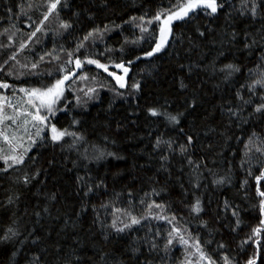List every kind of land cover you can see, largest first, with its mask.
Segmentation results:
<instances>
[{"label": "trees", "instance_id": "16d2710c", "mask_svg": "<svg viewBox=\"0 0 264 264\" xmlns=\"http://www.w3.org/2000/svg\"><path fill=\"white\" fill-rule=\"evenodd\" d=\"M69 2L71 7L61 11V19L72 22L73 28L65 31L54 13L40 24L46 0H0V83L9 85L0 88V97L17 94L21 88H43L64 74L61 67L75 71L74 63H66L67 52L74 51L87 32L105 25L109 31L90 37L76 56L98 58L112 72L113 63L128 59L133 63L126 65L129 73L124 88L102 69L86 63L67 85L65 100L47 123L82 135L84 141L75 148L69 147L71 137H65L63 147L50 139L41 141L35 128L27 139L37 143L27 153L21 146L11 152L12 141L10 146L0 138V156L24 155L23 164L9 161L6 165L0 159V238L9 227L18 232L11 240L0 242V264H28L34 253L46 264H61L64 259H70L71 264H96L103 253L110 264H208L196 254L197 240L202 251L218 264H224V256L230 264H244L252 252L244 241L258 222V210L253 207L258 198L255 181L247 176L249 164L241 165L242 160L252 165L264 161L256 151L264 148L260 140L254 139L245 148L253 130L264 134V124L252 121L229 127L227 110L241 106L236 99L238 90L248 97L241 86L249 82V70L264 71L257 67L264 64V41L259 40L264 20L259 15L253 20L248 14L252 0H222L224 8L214 18L200 12L173 22L169 45L158 55L140 60L136 55L152 47L153 36L158 35L159 22L153 20L149 25L147 21L157 11L174 10L179 0ZM9 7L14 15L8 14ZM38 26L42 30L32 36ZM140 27L148 31L142 33ZM197 29L206 35L200 37ZM233 32L235 40L230 35ZM246 36L249 40L255 37L258 43L245 49ZM33 63L38 67L33 69ZM227 63L239 65L241 72L225 80L219 69ZM181 80L187 85L183 90ZM135 82L140 84L139 91L132 88ZM90 88L96 92H89ZM259 102L258 96L253 97V104ZM149 107L171 115L182 113L180 123L173 124L165 116H149ZM248 111L251 106L246 107L245 115ZM73 120L79 123L74 125ZM2 131L8 133L9 126L4 125ZM42 135L50 136V132ZM187 135L195 142L182 155L180 145L186 143ZM158 137L169 141L172 150L163 143L157 148ZM85 148L89 160L83 159ZM97 150L122 159L105 155L97 161L91 158ZM37 171L40 175L31 179ZM25 175L30 179L27 186ZM220 178L226 182L213 184ZM197 182L199 188L194 187ZM89 185L93 190L85 196ZM197 198L204 208L199 215L191 211ZM237 206L239 226L231 214ZM129 214L141 223L116 233L111 228L113 220L122 227L121 221L130 223ZM173 228L188 244H181L174 232L166 254L163 249ZM152 242L157 245L155 251L150 250ZM219 243L226 247L218 248ZM134 249L138 251L134 253Z\"/></svg>", "mask_w": 264, "mask_h": 264}, {"label": "snow or ice", "instance_id": "6c2138e0", "mask_svg": "<svg viewBox=\"0 0 264 264\" xmlns=\"http://www.w3.org/2000/svg\"><path fill=\"white\" fill-rule=\"evenodd\" d=\"M46 11L42 14L43 19L40 21V24L43 25L45 21L49 19L52 14H55V17L59 20V27L61 29H64L65 31L73 28V23L61 19V11L64 9H68L71 7V4L69 0H46ZM105 7H107V4H104ZM224 8V3L222 0H179L177 5L173 9L168 10H161L157 11V13L154 15L152 20H148L147 24H152L153 20L159 22L158 26V35L153 36L154 44L152 47H150L148 50L144 51L142 55L138 54L136 55V60H140L142 58H152L159 53H161L168 45L170 38L173 36V29L172 24L174 21H185L190 17V14H199L202 12L206 17H212L214 18L217 16ZM7 12L9 15H14L13 9L9 7L7 9ZM245 13H241V15H244ZM248 14L251 16L253 20H255L258 15L259 18L264 20V0H252L250 8H248ZM75 16H79V13H73ZM137 17H132V20L135 21ZM140 20H143L144 17H140ZM117 27H119L117 25ZM42 29L41 27H36V29L31 33L32 36H35L37 32H40ZM109 31L107 25L104 26L103 29L100 28H94L93 31L87 32L86 35L83 37V40L76 45V49L74 51L67 52V55L69 57V60L66 63H74L76 69H81L83 65L86 63L87 65H94L97 69H102L104 72H106L109 76H111L115 81L116 84L119 85L120 88L125 87V77L129 73V67L126 65H130L133 63V60L128 59L127 61L121 60L120 62H116L112 64L113 68L120 69L124 75H117L115 72L109 71V67L107 64L102 63L100 59L98 58H92L89 56H85L83 58L77 57L76 52H78L81 48L84 47L85 42L89 40L90 37H92L94 34L101 35L103 32ZM140 31L142 33L147 32V27H140ZM198 35L200 37H204L206 33L204 31H199L197 29ZM232 40L236 39V33H230ZM260 41H264V34L260 35L259 38ZM258 41L255 37H253L251 40L246 36L244 41V48L250 49L253 47V45H256ZM25 47L24 44H21V48ZM105 51H111L110 49H105ZM121 53H123V48L120 49ZM104 53H99L98 55H103ZM223 52H220L219 55H223ZM13 59L15 57H12ZM58 59V57H54ZM74 58V59H73ZM44 57L41 56L40 60H43ZM261 60L264 61V56L261 57ZM38 65L36 63L32 64V68H37ZM213 69H215V64L212 65ZM258 68L264 67V64L258 65ZM61 73H64L59 78H56L53 83H50L49 85L43 87V88H32V89H25L21 88L20 91L26 93V95L29 97L28 103L32 105L33 108H35V113H25V115L31 116V121L34 122V126L36 127L35 136L41 140H47L50 139L51 142L55 144H60L61 147H63V143L65 142V137H71L72 142L69 145L71 148H75L78 144V142H83L84 137L82 135H77L76 132L72 131L70 132L67 128H58L55 124L49 125L47 122L48 117L45 115H41V109H45L49 115H55V112L57 111L56 105L58 101L64 96L65 91V82L68 81L72 75L75 73L72 72L71 69H66L64 67H61L59 69ZM221 73L224 74V79L228 80L230 79L234 74L241 72V67L239 65L233 64V63H227L224 64L223 67L219 69ZM10 74V73H9ZM51 75V73H48ZM249 82H247L245 85H242L241 87H245L248 92V97L245 98L243 95H241L240 91L238 90L236 92V99L241 102V106L233 109L228 108L227 115L229 120V127L232 123H235L237 127H239L241 124H248L252 121H257L259 123L264 124V71H259L257 73H253L252 70H249ZM252 76H255V78H251ZM80 79H88L86 76H81ZM94 79V78H93ZM180 88L183 90L187 88V85L183 82V80L180 81ZM9 87L8 84L0 83V88H7ZM132 88L134 91H139L140 84L139 82H135L132 85ZM89 92H96L95 88H90ZM117 95H120L119 92L116 93ZM259 98V103L253 104V97ZM5 98L0 97V100H3ZM79 101V98H77ZM11 106V105H9ZM194 107V105H192ZM251 106V111H248L245 115L246 107ZM4 105L0 103V123H3L5 119L15 121V116H6L4 114ZM63 110V109H61ZM147 113L151 117H159V116H165L169 122L173 124H179V116L182 115V113H178L177 115H171L162 111H159L155 107H149L147 109ZM25 124L29 123L28 120L24 121ZM74 125L78 124L79 121L73 120L72 122ZM50 132V136L42 135L43 133ZM0 138H4L6 143H9L11 146V141L15 140L16 137L12 136L11 138L5 136L3 131H0ZM107 140V137L105 138ZM260 140L261 143H264V134L258 133L257 131L253 130L251 134L248 137V142L245 143V148L248 149L249 145L253 142V140ZM194 137L191 135L186 136V143L180 145V152L183 155L188 151L189 146L194 144ZM37 143V140H32L31 145H35ZM165 144L169 150L171 149V143L169 141H162L161 138H157L156 140V147L159 148L161 144ZM30 145V147H31ZM29 148H25L24 152L27 153ZM95 147V146H93ZM14 151V149H13ZM256 151L259 152L262 156H264V148L257 147ZM105 155L113 156L116 159H122V157L116 156L115 153L107 152L105 153L102 150H97L96 155L94 157H91L95 160L102 159ZM0 159L4 160V163L7 165L9 161H11L13 164H23L24 163V155L23 154H12V155H6V156H0ZM83 159L89 160L90 157L88 155L87 148L84 149L83 153ZM162 160H166L167 157L162 156ZM189 165H192L194 162L188 158L187 160ZM248 163L249 167L246 169L247 176L251 177L255 181V193L256 197L258 198L253 205L258 210V222L255 226L251 228L250 234L245 239L244 243L248 244L251 249V255H246L244 264H264V161H260L259 163L252 165L250 161L248 160H242V167L243 164ZM195 167L199 169L200 165L196 164ZM255 169V171H254ZM4 171H7V168L4 169ZM40 173L37 171L35 172L31 179H35L38 177ZM83 179V178H78ZM24 184L27 186L30 183V179L27 175H25L24 178ZM226 182V178H220V179H214L213 184L221 185ZM248 184V180L246 179L244 181V185ZM95 187H100V185H96ZM194 187L199 188L200 184L197 182L194 184ZM243 187V185H242ZM92 186H88L87 190L84 192V195L87 196L92 191ZM131 195V194H130ZM19 197H17L18 199ZM52 199H55V196L53 195L51 197ZM245 199H247V194L245 196ZM11 198H9V203H11ZM103 207V205H102ZM149 208L152 207V205L148 206ZM156 207H161L160 205H156ZM225 209L229 207L227 201L225 202ZM46 212L48 211L47 207L44 209ZM95 212V209H93ZM191 211L197 215H199L201 212L204 211V208L202 207V202L199 198L195 200L194 203L191 205ZM232 217L235 218V225L239 226L241 223L240 220V212L239 207L237 206L232 210ZM37 216H39V213H36ZM130 215V214H129ZM123 226L118 227L116 220H113L111 224V228L115 230L116 233L122 234L126 230H131L133 226L139 225L141 223V220L135 216L130 215V223H125L124 221L120 222ZM204 227H207L206 222L203 224ZM235 231V228L232 229ZM177 233L179 237V241L183 245L188 244V240L185 239L183 235H179V230L173 228L168 236L169 238L166 241V244L164 246L163 251L167 254L169 251V246L173 244V238L172 233ZM10 234V235H9ZM18 232L13 230L11 227L7 229V232L5 235L0 238V242H7L11 240L13 237L17 236ZM105 239H107V236H105ZM33 243H38V241H33ZM196 248V254L199 256V259L201 261L207 260L208 264H218V261L213 260L210 256H207L201 249L199 240L195 243ZM226 245L224 243H219L218 248L223 249ZM157 249V245L155 242L151 243V249L152 251H155ZM61 250L57 249V252L59 253ZM138 251V249H134L133 252L135 253ZM13 256H15V253H13ZM107 253H103L100 255L99 261L96 262V264H110V262L106 259ZM77 261L80 259V257H76ZM224 264H230V260L228 256L223 257ZM28 264H46V261L43 260L42 256L38 253H34L31 258L28 261ZM61 264H71L70 259H64L61 261ZM188 264H191L189 261Z\"/></svg>", "mask_w": 264, "mask_h": 264}, {"label": "rangeland", "instance_id": "374dc122", "mask_svg": "<svg viewBox=\"0 0 264 264\" xmlns=\"http://www.w3.org/2000/svg\"><path fill=\"white\" fill-rule=\"evenodd\" d=\"M115 73L117 75H124L120 69H116V68H115ZM126 85H127V76L125 77V87ZM2 97L5 98L3 100H0V103L4 105V109H3L4 114L6 116H15L16 119L15 121L5 119L3 123H0V131H2L4 125L9 126V131L5 135L8 136L9 138L12 136L16 137V139L12 141L13 146L10 148L11 152L19 151L20 146L24 151L25 148H29L31 145V140L27 139L28 135L31 134L32 129L34 128L36 129V127L34 126V122L31 121V116L25 115V113H35V108H33L32 105L28 103L29 97L26 95V93L21 92L20 90H18L17 94H12L9 97L7 96V98L6 96H2ZM65 98H66V88L64 91V96L58 101L57 105L55 106L56 109L65 100ZM41 115H45L49 119V114L45 109H41ZM25 120H28L29 123L25 124L24 123ZM12 125L20 129L12 128ZM26 140L28 141L27 144H26ZM31 148L32 145L29 151H31Z\"/></svg>", "mask_w": 264, "mask_h": 264}, {"label": "water", "instance_id": "95a60500", "mask_svg": "<svg viewBox=\"0 0 264 264\" xmlns=\"http://www.w3.org/2000/svg\"><path fill=\"white\" fill-rule=\"evenodd\" d=\"M174 22H175V21H174ZM80 70H81V69H76L75 71H73V73H75V74L72 75L71 78H70L68 81L65 82V88L67 87V85H68L69 83H71L74 79L77 78V76H78Z\"/></svg>", "mask_w": 264, "mask_h": 264}]
</instances>
